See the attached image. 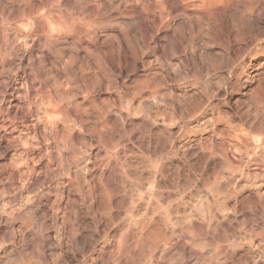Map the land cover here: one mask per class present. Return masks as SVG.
<instances>
[{
    "label": "clouds",
    "instance_id": "obj_1",
    "mask_svg": "<svg viewBox=\"0 0 264 264\" xmlns=\"http://www.w3.org/2000/svg\"><path fill=\"white\" fill-rule=\"evenodd\" d=\"M0 264H264V0H0Z\"/></svg>",
    "mask_w": 264,
    "mask_h": 264
}]
</instances>
